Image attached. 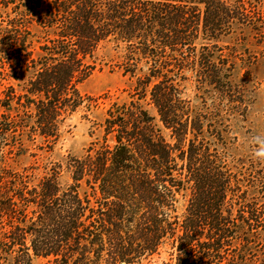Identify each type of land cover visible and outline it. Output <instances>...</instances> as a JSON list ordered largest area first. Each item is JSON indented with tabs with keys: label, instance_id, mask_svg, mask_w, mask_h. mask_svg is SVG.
I'll return each instance as SVG.
<instances>
[{
	"label": "trees",
	"instance_id": "1",
	"mask_svg": "<svg viewBox=\"0 0 264 264\" xmlns=\"http://www.w3.org/2000/svg\"><path fill=\"white\" fill-rule=\"evenodd\" d=\"M246 35L264 48L255 0H0V264H264L259 161L239 165L229 144L248 110ZM106 46L134 86L106 109L102 145L37 179L8 167L5 154L52 151L97 107L80 86ZM164 245L170 260L151 263Z\"/></svg>",
	"mask_w": 264,
	"mask_h": 264
},
{
	"label": "rangeland",
	"instance_id": "2",
	"mask_svg": "<svg viewBox=\"0 0 264 264\" xmlns=\"http://www.w3.org/2000/svg\"><path fill=\"white\" fill-rule=\"evenodd\" d=\"M255 1L264 6V0ZM246 36L245 41H239L243 42L245 48L251 52L253 62L249 65H242L245 68L240 70L237 80L248 83V91L246 93L249 99L248 110L246 119L241 123V126L236 125L232 128L234 139H231L229 144L233 155L238 159L239 165L249 167L252 160L259 161V163H255L254 176L262 181L258 185L261 189L260 192L264 194V158H257L254 155L262 147L260 143L254 141V138L259 137L264 140V48L254 45V40L251 36ZM225 43L221 44L231 46L233 45V40L226 39ZM234 45L237 46L236 44ZM96 57V66L92 74L80 86V91L97 98V107L90 111L83 107L79 109L68 121L69 131L64 134L62 140L52 151H41L34 146H27V142H24V150L18 151L17 154L14 152L5 154L8 167L22 170L30 164L38 166L36 172L34 171L37 174H35L37 179L44 172L42 164L45 162H64L69 154L82 157L88 151H92L102 145V127L100 125L105 116V111L114 102L121 103L129 100L133 92L134 78L128 74H122L116 51L111 49L110 46L100 48ZM237 62L241 64L240 60H237ZM2 82L6 84V82ZM10 82L15 84V80L12 78H10ZM15 88L18 90L17 86ZM195 92L194 84L188 82L187 93L193 96ZM85 114L86 116H84ZM155 122L161 129L164 138L170 141L168 131L163 129L157 120ZM58 182L62 187L71 182L70 173L64 165L58 176ZM188 198L189 191L178 195V203L176 204V214L178 216L184 213ZM171 252L169 245L162 246L157 254L152 255L151 263L169 261ZM45 262L46 259L38 257L34 258L31 264H44Z\"/></svg>",
	"mask_w": 264,
	"mask_h": 264
},
{
	"label": "clouds",
	"instance_id": "3",
	"mask_svg": "<svg viewBox=\"0 0 264 264\" xmlns=\"http://www.w3.org/2000/svg\"><path fill=\"white\" fill-rule=\"evenodd\" d=\"M254 141L262 145L261 149L256 151L254 155L258 158H264V140H261L259 137H256L254 138Z\"/></svg>",
	"mask_w": 264,
	"mask_h": 264
}]
</instances>
